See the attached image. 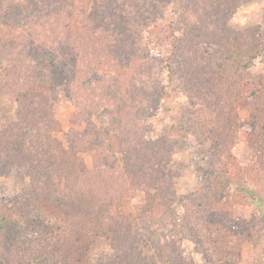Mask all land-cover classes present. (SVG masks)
Wrapping results in <instances>:
<instances>
[{
    "label": "rangeland",
    "instance_id": "obj_1",
    "mask_svg": "<svg viewBox=\"0 0 264 264\" xmlns=\"http://www.w3.org/2000/svg\"><path fill=\"white\" fill-rule=\"evenodd\" d=\"M145 1L102 0L98 5L102 8L97 12L98 18L105 25L110 24V28L118 23L120 29L123 24L141 34L146 22L147 32L152 37L159 34L165 40L168 36L166 41L153 44L152 54L142 56L143 59L136 56L134 61L130 56L115 58L117 54L112 55L110 75H123L128 83L135 76L154 80L168 78V86L159 91L158 83L154 82L155 89L151 87L147 93L139 95L152 93L148 106L142 104V97L139 102L130 99L127 105L119 103L109 121L103 109L104 104L112 105L110 101L103 104L98 98L94 101L81 98L84 94L79 95L82 101H77V105L83 112L75 120L74 102L67 98L64 87L51 91L46 116H52L60 132L41 127L42 139L27 143L15 157L23 168L1 171V163L0 217H17L18 208L22 212L23 207L15 200L31 191L34 183L42 188L39 194L48 193L49 188L50 194L58 199L69 192L76 193L78 211L66 215L60 224L62 230L52 235L53 257L51 261L47 256L49 262L141 264L138 259L132 263L121 245L135 244L138 237L146 241L147 248L152 247L146 240L151 224L147 207L149 198L158 199L172 215V221L164 226L163 236L157 238L155 233L152 238L162 245L171 241L180 249L185 261L190 264H264V132L259 128L246 131L230 124L222 102V91L231 81L226 79V68L216 64L201 65L203 58L216 53V44L223 47L219 59L226 63L224 49L234 44L247 54V58L251 56V61L245 62L248 64L245 77L264 81V0H227L230 10L225 0H218L215 8L208 7V13L195 2L194 5L185 1ZM79 5L88 12L94 9L92 3ZM190 10L193 14L200 12L199 19L204 18L206 23L199 25L198 20L194 21ZM120 12L125 16H119ZM169 27L177 29L174 34L169 35ZM254 31L261 42L259 50L254 35L249 39V32L255 34ZM232 37H236L238 43ZM78 56L80 58L81 54ZM86 56L93 58L89 54ZM88 69L98 78L103 71L93 66ZM158 72L163 76L157 75ZM230 74L237 76L231 71ZM232 82L236 86L237 77H233ZM153 104L159 106L153 107ZM117 107L121 108L117 111ZM19 113L18 103L6 95L0 97V126L16 122ZM136 116L142 121H137ZM238 116L240 122L248 117L247 111H240ZM98 131L110 136L102 161L95 158V141L88 142ZM139 138L150 144L156 156L165 162L161 170L169 173L172 184L169 187L160 184L164 188L161 194L153 186H147L148 182H142L143 165L133 168L122 152ZM72 142L81 147L73 149ZM131 144L137 147L135 142ZM2 157L0 155V160ZM152 158L156 157L152 155ZM28 161L41 164L44 174L38 179L33 177L28 172L31 168ZM63 174L68 176L65 178L69 182L62 179ZM48 177L51 180L54 177L52 183ZM63 188L68 189V193H63ZM47 197L42 206L49 215ZM84 211L91 214V220L83 221ZM173 231L174 239H170ZM123 232H127V237ZM111 236L116 243L110 241ZM14 241L8 239L0 246V264H39L30 252H23L26 247L20 251L17 245L16 250ZM205 250L214 253L213 257H208Z\"/></svg>",
    "mask_w": 264,
    "mask_h": 264
},
{
    "label": "trees",
    "instance_id": "obj_2",
    "mask_svg": "<svg viewBox=\"0 0 264 264\" xmlns=\"http://www.w3.org/2000/svg\"><path fill=\"white\" fill-rule=\"evenodd\" d=\"M150 1L152 0L145 2ZM171 1L195 2L206 13L209 11L208 7L213 9L219 4L218 0ZM101 2L102 0H0V97L8 96L18 103L20 108L16 122H7L0 126V155H3L0 160V165L3 162L1 171L23 168V164L15 157L24 150L27 143L32 144L35 139L40 137L41 127L44 130L46 128L51 129V132H60V130H56L57 125L52 116L49 118L46 116L50 106L48 104L49 94L57 87L63 86L67 92V98L74 102L75 120H78L83 112V109L77 105V101H82L81 98H93L91 100L98 98L100 103L104 104L105 101L112 103V105L104 104L103 109L106 120L109 121L114 117L116 112L114 107L119 103L127 105L126 102L130 99L136 101L138 99L139 102L142 97V104L148 106L147 102L151 101L152 93L141 95V97L139 95L141 92L147 93L151 87L155 89L154 82L158 83L159 91L168 86V78L154 80L152 77L146 79L135 76L133 81L128 83L123 75H110L112 73V65H110L112 55L117 54L115 58L118 55L127 58L130 56L136 61L134 59L136 56L142 58L144 55H151L153 52L151 51L152 45L166 41L168 36L165 40L159 34L152 37L147 32L146 22L144 32L141 34L140 32L137 33V30L133 31L130 27L121 24L119 27L123 29L122 32V29L118 28V23L116 27L110 28V24L106 23L105 25L104 21L98 18L97 12L102 11V8L98 7ZM79 3H86L87 6L92 3L94 9L92 8L89 12L88 10L85 11L80 8ZM225 4L230 10L231 4L227 3V0H225ZM192 12L193 10H190L189 15L194 21L198 20L199 25L206 23L204 18L199 19L201 17L200 12L195 14ZM122 13L124 12H120L119 16L124 17L125 15ZM169 29V35L174 34L177 30L170 27ZM185 30L187 29L185 28ZM249 33V39L253 38L252 35H254L253 40L259 50L261 42L258 39V34L256 32L255 34ZM232 38L235 39L236 37ZM234 41L238 43L237 38ZM216 48V53L206 54L207 58H203L201 65L210 67L216 64L221 68H226L225 72L228 73L226 79L231 81L226 83L222 91V102L229 114L230 124L242 127L246 131H255V128H259L264 132V81L257 78H247L245 76L248 75L244 74L245 65H248L245 62L247 59L251 61V56L247 58V54L233 44L228 50L224 49V58L228 60L224 63L219 59L223 47L216 44ZM79 53L81 54L80 58ZM88 54L93 58L87 59L86 55ZM92 66L102 68L103 71L100 72L99 78L88 69ZM230 71L237 73V76L230 74ZM81 72L83 73L82 76L80 75ZM157 75L163 76L161 72H158ZM77 77L78 79H76ZM233 77H237L236 86L232 82ZM115 79L116 82H114ZM81 94H84L85 97L80 98L79 95ZM164 97H167L166 93ZM136 104L135 106H137ZM98 106H100L99 103ZM156 106L159 105L153 104V107ZM120 108L117 107V111ZM157 110L158 108L153 110V113ZM240 111H247L248 117L239 122ZM137 117V121L141 122L142 118L139 117L138 119ZM129 122L133 123L132 121ZM93 137L88 138V142L95 141L93 146L96 150L95 158L102 161L105 143L108 142L110 136L98 131ZM67 139L71 140V136H68ZM75 140L77 141L76 138ZM133 142L137 147L131 144ZM133 142L128 148L122 149L125 157H128L127 164L133 168H139V165L142 164L144 166V168L141 166L143 175L140 172L143 177L142 182H148L147 186H153L161 194L160 192H163L164 188L160 184H164L166 187L172 184L168 178L169 173H164L165 171L161 170L165 162L156 156L155 149L150 144L143 142V139L139 138ZM80 147L72 142L73 149ZM152 155L156 158L153 159ZM28 163L31 166L28 172L32 173L33 177L38 179L44 174L41 164L32 161H28ZM256 164L259 165V161H256ZM65 177L68 176L63 174L62 179L69 182V179ZM53 178L51 180L48 177V181L51 180L52 183ZM62 179L59 180L62 182ZM41 189L39 183H34L31 191L26 192L23 198L21 196L16 198L15 203L23 207L22 212L21 208H18L20 209V212L18 211L20 217L18 214H15L17 217L14 215L0 217L2 225H0V246H4L8 239H13L16 243L13 244L16 250L17 245H19L20 251L21 248L26 247L23 252H30L37 263L51 264L49 259L51 260L53 257L51 256L53 246H50L52 235L62 230L60 224L63 223L66 215H72L78 211L77 196L76 193L71 194L69 192L66 196L58 199L56 195L50 194L49 188L48 193L39 194ZM65 189H62L63 193L69 191ZM45 197L48 198L49 213H51L49 215L45 212V207L42 206ZM166 209L160 200L149 198L147 211L151 224L147 233L149 238L146 240L152 247L147 248L148 244L142 239L144 237H141L142 241L136 237L135 244L121 245L122 251L129 255L132 263L138 259L141 264H190L189 261L182 258L180 249L171 244V241L162 245L158 239L152 238V234L155 233L157 238L159 235L163 236L164 226L172 221V215L167 213ZM82 216L85 219L83 221L92 219L91 214L86 211L83 212ZM29 223H32L33 226ZM174 232H171L170 239H174ZM99 233L104 234V231ZM126 233L123 232L127 237ZM113 239L111 236L110 241L116 243L117 240ZM55 240L53 242L59 243ZM202 245L206 246V243L203 242ZM205 252L208 257H213L214 253H209L207 250ZM47 256L50 258L47 259Z\"/></svg>",
    "mask_w": 264,
    "mask_h": 264
}]
</instances>
